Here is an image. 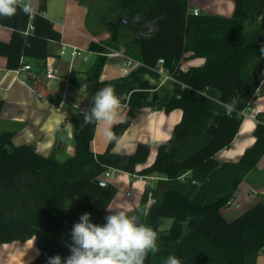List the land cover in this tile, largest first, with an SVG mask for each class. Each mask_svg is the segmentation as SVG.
Wrapping results in <instances>:
<instances>
[{"label": "trees", "instance_id": "trees-1", "mask_svg": "<svg viewBox=\"0 0 264 264\" xmlns=\"http://www.w3.org/2000/svg\"><path fill=\"white\" fill-rule=\"evenodd\" d=\"M80 2L87 4L89 0ZM233 2L235 10L231 17L194 15L189 0L111 2L110 13H104L99 24L106 28L109 40L89 45L96 59L86 73L88 104L74 119L73 156L65 161L54 154L43 156L33 144L15 146V131H0L1 243L35 239L39 255L29 264H48V258L55 255L67 258L70 233L81 214L89 212L93 223H105L107 208L118 193L105 178L106 172L113 170L141 178L160 177L155 186L145 188L137 209L141 211L134 213L159 236L160 250L155 255L150 253L145 264H165L170 255L177 257L181 264H257L264 253V201L228 220L224 210L233 205L235 198L200 204L167 186L169 180L190 172L208 173L216 166L217 154L231 146L243 123L248 108L242 96L245 81L264 71L261 45H244L245 0ZM44 11L45 3L35 14L17 10L12 17L0 16V25L12 30L9 43L0 41V55L6 57L7 69L17 70L26 64L23 59L27 58L36 61L40 72L46 71L51 43L60 41L61 35ZM91 17L89 7V27H92ZM119 18L128 23L119 25ZM261 26L264 30V18ZM123 29L130 37L126 36L121 44L120 30ZM119 44L126 58L140 63L138 69L147 70L155 77H160L162 70L173 78V96L165 111H182L181 121L158 147L154 162L139 171L138 166L148 160L150 144L140 143L132 154L113 151L122 131L131 123L135 109H130L125 121L114 129L118 139L112 140L100 154L91 149L97 125L83 123V113L92 106L94 94L110 86L102 79L109 60L106 48L116 49ZM196 58L204 59V64L182 70L185 59ZM35 87L38 89V84ZM210 88L219 91L221 103H230L238 94L234 103L236 111L231 116L225 113L217 123H210L209 143L179 160L177 153L181 145L210 110ZM3 107L4 102L0 100V114ZM254 138V144L245 150L238 165L255 169L264 156V115L261 113L257 115ZM96 180H104L105 184ZM150 199L153 202L146 210ZM166 220H171V225L163 229ZM185 221L186 224L182 223Z\"/></svg>", "mask_w": 264, "mask_h": 264}, {"label": "crops", "instance_id": "crops-1", "mask_svg": "<svg viewBox=\"0 0 264 264\" xmlns=\"http://www.w3.org/2000/svg\"><path fill=\"white\" fill-rule=\"evenodd\" d=\"M44 3L43 14L61 35L60 41L51 43V56L46 60V70L55 68L57 76L53 80H47L45 72H40L36 67V61L27 58L23 61L31 66V70L18 75L16 70L7 69V59L0 55V100L4 102L0 114V131H15V146L33 144L41 155L47 157L54 154L60 161H65L74 154L75 116L88 104L86 73L91 66L85 65L90 60L86 53L96 56L89 51V45L91 42H102L105 38L101 33L102 26L89 27L87 24L89 3L82 4L80 0H33L32 14L40 12ZM189 8L191 12L199 10L200 13L231 17L235 4L233 0H189ZM262 18L264 0H245V46L258 43L264 47ZM106 35L109 36V33ZM11 37L12 30L0 25V41L7 44ZM62 44L80 49L82 55L72 59L70 48L62 55ZM125 58L111 56L104 67L102 79L108 81L116 95L123 98V106L120 109L121 123L125 121L130 109L136 110L131 123L122 131L114 145L113 151L132 154L140 143H148L151 146L148 160L138 166L139 171L154 162L158 147L171 136L174 127L181 121L182 111H165L173 96L174 83L171 78H166L167 74L161 73L160 77H155L147 70L131 69L126 65ZM204 62V59L200 58L185 59L181 68L187 71L192 67L202 66ZM37 84L38 89L35 87ZM47 94L52 97L51 100ZM208 95L211 99L210 110L181 145L177 153L179 160L189 157L207 145L210 141L207 133L209 124L217 123L226 113L220 101L219 91L210 88ZM242 96L248 103L243 123L231 146L217 154L216 166L208 173L190 172L184 178L169 180L167 185L168 189L177 190L200 204L215 203L221 198H235L233 205L224 210L228 220L235 219L258 201H264V156L255 169L237 164L245 150L255 142L257 115H264V71L260 76L247 78L242 87ZM237 100L238 94H235L230 103ZM110 142L103 126H96L91 144L93 152L103 153ZM117 172L122 175L121 178L118 179L113 174L107 179L118 189L109 209L130 210V213L134 214L140 206L145 188L155 186L160 177L141 178L138 175ZM192 174L195 178L193 180ZM187 180H191V183L186 182ZM128 190L136 193H130ZM152 202L150 199L146 210ZM235 204L237 210L242 211L237 213ZM109 214L107 210L106 216ZM38 255L39 249L35 239L26 242H0V264H29ZM257 264H264V253L259 256Z\"/></svg>", "mask_w": 264, "mask_h": 264}, {"label": "clouds", "instance_id": "clouds-1", "mask_svg": "<svg viewBox=\"0 0 264 264\" xmlns=\"http://www.w3.org/2000/svg\"><path fill=\"white\" fill-rule=\"evenodd\" d=\"M17 10L31 15L33 0H0V16L12 17ZM261 51L264 52V47ZM122 100L113 87L100 88L92 97L90 109L83 113V123L102 125L106 137L110 141L117 140L114 129L122 122ZM222 107L229 116L236 111L234 103L224 102ZM107 209L110 214L102 225L91 221V213L81 214L70 233L71 242L67 245L70 255L49 257L48 264H145L150 253L159 252L158 233L140 222L139 215L131 214L130 210ZM165 264L181 262L170 255Z\"/></svg>", "mask_w": 264, "mask_h": 264}, {"label": "rangeland", "instance_id": "rangeland-1", "mask_svg": "<svg viewBox=\"0 0 264 264\" xmlns=\"http://www.w3.org/2000/svg\"><path fill=\"white\" fill-rule=\"evenodd\" d=\"M113 0H89V7L91 9V25L92 27H97L99 26L100 24V18L102 17V15L104 13H110V7L112 6V2ZM101 33L104 35L103 38V43L108 41L109 38H110V35L107 36L106 33H107V30L106 28L103 26L101 27ZM128 36L130 37V34L127 30L123 29V30H120V42L121 44L126 41L125 37ZM121 44L117 45L116 46V49H112V48H106V52H108V59L111 57V56H115L116 58L118 59H122L124 58V49L123 47L121 46ZM87 56H89L90 60L89 62L85 63L86 67H89V66H92L93 63L95 62V59H96V56L95 55H92L90 53H86ZM114 174V177L116 178H121V174L117 171H114L113 172ZM191 179H195L194 178V175L192 174L191 175ZM186 182L188 183H191V180H187ZM130 192V190H128ZM134 194L136 193L135 191H133ZM133 192H130V193H133ZM133 194V195H134ZM134 197V196H133ZM234 208H236V204L234 205ZM237 210V208H236ZM240 211H242L241 209H238L236 212L239 213ZM171 225V220H167L166 221V224L164 225V228L163 229H168Z\"/></svg>", "mask_w": 264, "mask_h": 264}, {"label": "built area", "instance_id": "built-area-1", "mask_svg": "<svg viewBox=\"0 0 264 264\" xmlns=\"http://www.w3.org/2000/svg\"><path fill=\"white\" fill-rule=\"evenodd\" d=\"M193 14L194 15H199L200 12H199V10H194ZM69 48H70V56H71L72 59L82 55V51L80 49H78L76 47H72L71 48V47H68L65 44H62V47H61L62 55H65ZM125 60H126V65H128V67H130L131 69H138L140 67V63L139 62H135V61L133 62V61H131L128 58H125ZM30 70H31V66L27 65V64H24V65H22L20 68H18L16 70V73L18 75H20V74H24L26 72H29ZM161 73H163L162 70H161ZM56 76H57V70L55 68H48L45 71V77H46L47 80H53V79L56 78ZM168 76L166 77L167 79L171 78L173 80V78L170 75H168ZM25 79H26V77H25ZM113 172H114L113 170L107 171L106 174H105V178L109 179L113 175ZM184 177L185 176H183L181 178H184Z\"/></svg>", "mask_w": 264, "mask_h": 264}, {"label": "water", "instance_id": "water-1", "mask_svg": "<svg viewBox=\"0 0 264 264\" xmlns=\"http://www.w3.org/2000/svg\"><path fill=\"white\" fill-rule=\"evenodd\" d=\"M127 23H128V20H125V19H122V18H119V20H118V24L119 25L124 26ZM257 76H259V74ZM96 182L99 183V184H105V181L104 180H96Z\"/></svg>", "mask_w": 264, "mask_h": 264}]
</instances>
